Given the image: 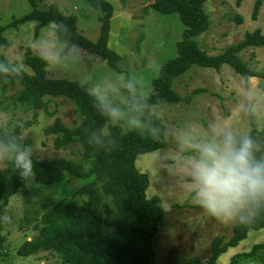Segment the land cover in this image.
<instances>
[{"label": "rangeland", "instance_id": "374dc122", "mask_svg": "<svg viewBox=\"0 0 264 264\" xmlns=\"http://www.w3.org/2000/svg\"><path fill=\"white\" fill-rule=\"evenodd\" d=\"M37 1L40 6L49 5L51 1L59 2L64 14L75 15L78 26L81 20L90 24L93 17L97 19L96 13L89 9L84 0H81L83 7L80 6L78 12L66 10L67 0ZM109 1L113 11L109 22L108 48L111 49L116 44L117 50H111L121 58V71L137 75L142 81L143 91L149 94L151 82L160 67L175 57L176 44L182 39L184 27L175 14L161 16L153 12L147 7V0ZM236 1L208 0L204 4L208 29L194 37L193 41L208 56H216L227 47L237 44L245 33L260 30L264 35V0L255 21L251 19V14L256 0H241L239 5ZM116 3L121 14L128 15L127 19L118 20ZM29 11L27 0H0V26L9 24ZM236 16L242 18L241 25L236 24ZM79 29L83 30L80 26ZM96 29L95 37L91 35L92 31L85 32L91 41L98 38V28ZM3 36L8 45H0V57L8 62L21 63L28 48L34 55L48 62L47 72L51 78L78 80L89 88L104 74L124 75L108 68L97 57L78 49L70 51L64 57L59 56L62 46L54 38L51 29L42 30L35 39L33 24H23L11 27ZM239 57L256 71H264V54L260 49H246ZM248 81H244L226 65L218 72L193 65L173 81L172 89L181 97V101L177 104L160 105L165 113L161 123L165 129L166 144L163 149L141 154L135 160L136 170L148 178L146 196L158 197L164 210V217L158 223L153 239L152 264H205L211 256L213 240L219 237L222 243H226L230 239L237 223L224 222L207 215L188 195L186 185L179 176L181 169L173 171L168 164L174 162L179 152L175 135L178 131L204 135L208 132L209 124H217L249 133L252 113L258 128L264 126V89H260L259 81H256L257 89L249 94ZM13 91L11 89L9 93ZM230 116H234L235 123L228 121ZM31 117V111L0 110V126L7 127L13 119L30 120ZM55 118L61 119L67 127L80 122L73 105L65 99H53L47 104L46 111L38 112L36 123L22 131V139H31L30 151L37 160H78L81 152L79 146L70 145L67 149L56 151L52 146V138L44 135L43 129ZM4 167V162H0V169ZM85 183L86 180L71 179V183L47 186L26 184L12 196L1 219L6 245L0 256V264H61L55 253H38L21 258L16 255V250L24 241L37 235L33 226L39 220L42 203L70 198L76 188ZM263 244L264 229L249 231L236 247L228 248L220 254L215 264H231L232 259H235L233 264H264L262 249L255 251L253 257L244 256L254 246Z\"/></svg>", "mask_w": 264, "mask_h": 264}, {"label": "trees", "instance_id": "16d2710c", "mask_svg": "<svg viewBox=\"0 0 264 264\" xmlns=\"http://www.w3.org/2000/svg\"><path fill=\"white\" fill-rule=\"evenodd\" d=\"M30 11L9 24L0 26V45H8L3 34L11 27L33 24V36L37 39L42 30L51 29L53 36L62 46L59 56L78 49L89 56L97 57L116 73L121 71V58L107 45L112 5L109 0H84L96 13L98 38L91 41L79 30L73 14H64L54 2L40 6L37 0H27ZM147 7L161 16L175 14L184 27L182 39L176 44V55L165 62L151 82L148 94L151 103L177 104L181 97L172 89L175 78L187 72L193 65L219 71L229 66L244 81L251 78L264 80V71L249 67L239 54L246 49H260L264 54V35L260 30L245 33L237 44L224 49L216 56H208L193 41L208 29V18L203 7L208 0H147ZM241 0H237V5ZM262 0H256L251 19L257 18ZM235 22L243 20L236 16ZM0 62H8L0 57ZM20 76L0 75V110L22 109L32 112L30 120L13 119L7 127L0 126V134L12 132L30 150L32 141L22 139V131L37 121L38 112L46 111L53 99H65L73 105L80 122L67 127L59 118L43 129L52 138L56 151L77 145L81 149L78 160L53 158L37 160L32 155L33 175L22 179L12 164L4 162L0 169V256L4 252L6 236L1 224L2 214L9 199L26 184L52 185L71 183V179L86 180L78 186L72 197L40 205L38 222L33 226L37 235L24 241L16 255L28 258L38 253H55L61 264H152L154 260L153 239L158 223L164 217L160 199L147 197L148 178L135 168L136 158L145 153L163 149L166 140L161 121L158 140L137 133H123L113 128L98 115L92 106L88 88L78 80L51 78L48 62L26 49ZM128 75V74H127ZM13 89L12 93L9 91ZM249 133L264 141V126L258 128L250 116ZM108 129L116 138V147L107 151L87 142L89 130ZM264 229V213L250 224H236L228 242L216 237L211 246V256L205 264H215L220 254L236 247L249 231ZM264 250L263 245L254 246L245 257H253L255 251ZM235 259L231 260V264Z\"/></svg>", "mask_w": 264, "mask_h": 264}, {"label": "clouds", "instance_id": "9594fccd", "mask_svg": "<svg viewBox=\"0 0 264 264\" xmlns=\"http://www.w3.org/2000/svg\"><path fill=\"white\" fill-rule=\"evenodd\" d=\"M22 72V63L0 62V75L17 77ZM88 94L94 110L113 128L160 138L164 109L150 102L137 75L104 74L89 86ZM175 135L179 152L168 167L181 169L188 195L207 215L246 225L264 213V141L217 124H209L204 135ZM87 142L107 151L116 147L108 129L89 130ZM0 162L12 164L22 179L33 175L32 153L12 132L0 134Z\"/></svg>", "mask_w": 264, "mask_h": 264}, {"label": "crops", "instance_id": "0c3cea01", "mask_svg": "<svg viewBox=\"0 0 264 264\" xmlns=\"http://www.w3.org/2000/svg\"><path fill=\"white\" fill-rule=\"evenodd\" d=\"M53 1H51L50 3H52ZM54 3V2H53ZM56 3L59 5V7H60V9L61 10H63L62 9V7H61V5H60V3L59 2H57L56 1ZM80 6H82L83 7V3H82V1L81 0H67L66 1V10H69V11H72V12H78V8H80ZM116 8H117V10H118V20L119 19H121V18H128V15H125V14H121V11H120V8H119V6L117 5V3H116ZM88 9V8H87ZM90 9V8H89ZM91 10V9H90ZM132 16V15H131ZM132 18V17H131ZM142 21V20H141ZM78 24V23H77ZM90 24H93V25H90ZM90 24H87L86 22H84V21H80L79 22V26L83 29V30H80L79 29V26H78V30L84 35V36H86L87 38H89V36H87V34L85 33L87 30H89L90 32L92 31V33H91V35L92 36H96V31H97V29L96 28H98V21H97V19H96V17H93L92 18V20H91V23ZM90 28V29H87V28ZM93 29V30H92ZM92 39H93V37H91ZM116 48V44H115V46L114 45H112L111 46V49H113V50H117V49H115ZM256 81H260V80H258L257 78H251V79H249V81L247 82V84L249 85V88H248V90L247 91H249L248 93L249 94H251V92H253L254 90H256L257 88H256V86H255V84H256ZM252 113V112H251ZM252 117H254V115H253V113H252ZM229 120L228 121H232L233 123H235V118H234V116H230L229 118H228ZM254 119H255V117H254Z\"/></svg>", "mask_w": 264, "mask_h": 264}, {"label": "water", "instance_id": "95a60500", "mask_svg": "<svg viewBox=\"0 0 264 264\" xmlns=\"http://www.w3.org/2000/svg\"><path fill=\"white\" fill-rule=\"evenodd\" d=\"M259 87L260 89H264V80L259 81Z\"/></svg>", "mask_w": 264, "mask_h": 264}]
</instances>
